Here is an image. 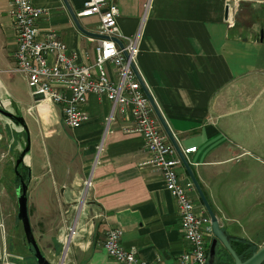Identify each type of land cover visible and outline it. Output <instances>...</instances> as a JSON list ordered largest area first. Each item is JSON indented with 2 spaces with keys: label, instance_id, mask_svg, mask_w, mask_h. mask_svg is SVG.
Returning <instances> with one entry per match:
<instances>
[{
  "label": "crops",
  "instance_id": "crops-1",
  "mask_svg": "<svg viewBox=\"0 0 264 264\" xmlns=\"http://www.w3.org/2000/svg\"><path fill=\"white\" fill-rule=\"evenodd\" d=\"M114 1L123 33L140 34L137 67L177 140L183 149L197 145L186 154L222 225L233 235L264 243V0ZM33 2L45 7L37 20L41 34L54 30L80 62L94 60L98 39L77 27L64 0ZM69 2L77 13L84 0ZM229 4L237 7L234 24L227 21ZM9 7L10 0H0V52L7 59L0 70L20 71L27 80L17 66ZM79 18L99 31L98 14ZM108 70L117 76L111 63ZM0 85V106L19 114L12 99L20 96H8L13 92L1 77ZM33 96L21 107L24 122L6 117L16 131L31 132L29 113L41 136L51 139L58 163L45 171H33L37 164L26 151L28 202L55 203L62 213L75 210L70 226L77 232L65 240L70 241L67 264H118L103 246L113 225L123 227L126 247L176 264L189 247L178 202L162 171L145 162L143 134L125 130L133 123L129 110L118 103L112 115L113 102L91 92L83 104L90 118L74 127L65 122L60 103ZM13 139L18 151L30 148L25 135ZM179 171L184 180L190 178L183 163ZM192 192L203 205L195 187ZM58 241L56 236V249Z\"/></svg>",
  "mask_w": 264,
  "mask_h": 264
},
{
  "label": "built area",
  "instance_id": "built-area-1",
  "mask_svg": "<svg viewBox=\"0 0 264 264\" xmlns=\"http://www.w3.org/2000/svg\"><path fill=\"white\" fill-rule=\"evenodd\" d=\"M236 8L229 4V24L235 23ZM44 11L45 7L33 0H10L8 8L17 31V66L26 73L31 93L43 94L42 98H37L38 102L51 99L60 103L65 122L74 127L90 118L83 104L91 92L105 95L113 102L112 115L118 103L123 111L129 110L133 123L125 130L143 134L149 152L145 162L162 171L167 188L178 202L180 227L189 247L180 253L176 264H209L208 243L214 236L211 217L204 204L198 206L191 178L183 179L179 171L182 160L132 66V62L137 65L140 34L123 33L118 22L119 6L114 0H84L77 15L98 14L99 31L108 36L97 37L92 62H80L76 52L68 50L67 43L56 31L39 32L37 20ZM115 36L122 39L124 46ZM109 63L117 68V76L109 73ZM2 139L3 132L0 131V141ZM196 148L197 145H192L183 150L187 153ZM5 231L6 222L0 206V242L5 239ZM71 232L77 230L70 226ZM123 232L120 225L110 226L103 240L104 248L118 264H162L159 259L142 256L135 247H126L122 242ZM1 262L10 264L6 245L3 252L0 248Z\"/></svg>",
  "mask_w": 264,
  "mask_h": 264
},
{
  "label": "rangeland",
  "instance_id": "rangeland-1",
  "mask_svg": "<svg viewBox=\"0 0 264 264\" xmlns=\"http://www.w3.org/2000/svg\"><path fill=\"white\" fill-rule=\"evenodd\" d=\"M6 61V57L0 52V69L6 66ZM0 77L13 92V95H8L6 92L4 95L13 96L12 98L14 99L15 96H20L17 102L13 99L12 102L13 106L21 114L20 112L23 111L21 107L28 105L29 101H33L34 97L31 94V89L24 74L20 71L3 72L0 70ZM0 89L4 90V86L0 85ZM27 115L31 132L25 128L24 132L21 133L16 131L17 128L8 120L6 114L0 112V131L4 134V138L0 141V206L6 222L5 239L0 242V248L3 252L6 245L10 264H38L36 256L33 255V252L28 247L23 223L18 217L16 190L20 179L18 180L17 178L16 160L22 151L14 148L13 138L25 135V146L29 139V152H31L32 160L37 164L33 170L34 172L39 168L45 171L47 165L48 168H51L58 163V157L52 151L51 139L43 138L34 117L29 115V113ZM28 204L34 234L41 248L49 259L53 261V264H59L65 243L64 236L69 234V226L75 219V210L72 209L69 212L62 213L61 210L55 208V203L38 205L31 200V203L28 202ZM85 220H90V215ZM56 236L62 241L61 248L58 246L57 249L55 244ZM67 261L68 255L63 264H67ZM0 264L3 263L1 262Z\"/></svg>",
  "mask_w": 264,
  "mask_h": 264
},
{
  "label": "water",
  "instance_id": "water-1",
  "mask_svg": "<svg viewBox=\"0 0 264 264\" xmlns=\"http://www.w3.org/2000/svg\"><path fill=\"white\" fill-rule=\"evenodd\" d=\"M64 2H65L66 7L68 8L72 18H73L75 24L77 25V27L82 32L86 33L87 35H91V36H95V37H107L108 36L107 34L102 33L100 31H94V30H91V29H88L87 27H85L83 25V23L81 22L79 16L77 15V13L75 12L73 7L71 6L69 0H64ZM262 35H263V31H262ZM114 38L116 39V41L121 46H124V43L120 37L115 36ZM125 53L127 54L126 50H125ZM132 66L134 67V69L137 73V76H138L146 94L148 95V97H149V99H150V101L154 107V110H155L156 114L158 115V117L161 121V124H162L164 130L167 132L169 139L171 140V142L174 144L175 148L177 149V152H178V154L182 160V163L186 167V169L189 173V176H190L191 180L193 181L194 186L198 192L200 199L202 200L204 206L206 207V209H207V211L211 217L214 236L212 237L211 243L209 245V264L214 263L218 241L222 242L224 244V246L231 252V254L233 255V257L235 259L234 264H262V262L264 261V243L260 244V246L246 259H242L240 257V255L237 253V251L235 250V248L233 247V245L231 243V236H233V234L229 233L223 227L218 214L216 213L215 209L213 208V205H212L211 201L209 200L207 193L205 192L195 170L193 169V166L191 164V161L189 160V157L184 152L182 146L180 145L179 141L177 140L173 130L171 129L170 125L168 124L165 116L163 115L160 107L158 106V104H157L154 96L152 95L149 87L145 83L137 65L134 62H132ZM35 97L36 98H42L43 94L37 93V94H35ZM0 111H2L3 113H5L6 115H8L10 117L13 116V112L10 111L9 109H6L4 106H0ZM28 149H29V145H27L22 150L21 154L19 155V157L16 160L17 173L20 175V185H18L17 190H16L17 201H18V217L21 219V221L23 223L27 243L32 248V250L36 256V259L38 261V264H53V261L51 259H49V257L44 253L43 249L41 248V246H40V244H39V242H38V240L34 234L32 222H31V218H30V213H29V204H28L29 179L26 180L24 175L20 172V170H18V165L20 164V162L24 161V157H25L26 151ZM69 244H70V241L69 242L65 241L59 264L64 263L65 258H66L67 253H68L67 249L69 248Z\"/></svg>",
  "mask_w": 264,
  "mask_h": 264
},
{
  "label": "trees",
  "instance_id": "trees-1",
  "mask_svg": "<svg viewBox=\"0 0 264 264\" xmlns=\"http://www.w3.org/2000/svg\"><path fill=\"white\" fill-rule=\"evenodd\" d=\"M12 117L17 118L21 120L22 122H24L23 117L19 114L13 113ZM18 170H20V172L24 175L26 180L30 178V166L29 165H27L24 162H20V164L18 165ZM18 175H17V178L19 180L20 175L19 176ZM19 185H20V181H19ZM231 243L242 259H246L247 257H249L261 244V242H257L253 239H250L249 237L242 236V235L231 236ZM58 246L59 248H61L62 242L58 241ZM28 247L33 252L32 248L29 245ZM33 255L35 256L34 252H33ZM234 263H235V259L233 255L231 254V252L224 246L223 243L219 242L217 244L216 255H215V260L213 264H234ZM262 264H264V261L262 262Z\"/></svg>",
  "mask_w": 264,
  "mask_h": 264
},
{
  "label": "bare ground",
  "instance_id": "bare-ground-1",
  "mask_svg": "<svg viewBox=\"0 0 264 264\" xmlns=\"http://www.w3.org/2000/svg\"><path fill=\"white\" fill-rule=\"evenodd\" d=\"M45 101H46V100H45ZM74 234H76V233L71 232L70 234L64 236V240H66V239H68V238H70V240H71L72 237L74 236ZM64 244H65V243H64ZM67 250H68V249H67Z\"/></svg>",
  "mask_w": 264,
  "mask_h": 264
}]
</instances>
